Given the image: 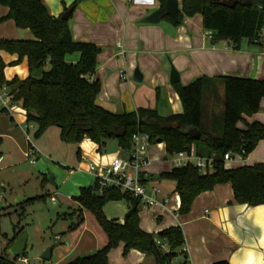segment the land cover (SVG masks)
Instances as JSON below:
<instances>
[{"label": "crops", "instance_id": "obj_1", "mask_svg": "<svg viewBox=\"0 0 264 264\" xmlns=\"http://www.w3.org/2000/svg\"><path fill=\"white\" fill-rule=\"evenodd\" d=\"M43 1L55 17L61 16L68 8L73 7L69 17L73 37L79 41L93 42L101 47L98 56L99 67L94 77L99 79L102 86L100 104L107 105L106 107L112 109L111 111L132 112L140 107L156 109L163 116L182 113L184 109L182 102L173 86L174 83L170 81V67L174 64L179 74V81L183 85L197 77H204L201 124L204 129L213 131L220 127L224 113L222 77L237 75L264 80V35L254 40L243 38L240 47L233 49L227 40L211 42L209 32L203 28L201 14L185 17L179 25L162 17L159 23L144 22L147 16L159 10L158 0ZM74 3L75 6H72ZM8 11L7 6L0 5V39H34L29 29L17 27L12 19L1 20ZM117 41L122 44V48L116 46ZM121 49L125 51L123 55ZM9 53L0 50V57L6 64L4 69L6 80L14 77L27 78L30 74L28 57L19 59L18 54ZM165 55H169V61H166ZM123 68L128 69L130 75L136 68L139 69L142 81L138 83L141 87L133 84L130 80L131 76L124 78V81L119 80L122 78L121 75L124 76ZM141 82L146 84L142 85ZM7 92V90L2 92L0 89L2 112L0 114V177L2 172L8 169L14 172V178L17 177L19 181L27 183L36 173V191H39V187H44V177L47 176L42 166L40 168L35 165L32 171L24 170L20 168L21 162L24 158L34 165L40 155L64 161L59 153H56L55 145L46 141V137L50 134L56 144V136L60 137V130L58 127H55L56 129H52L54 126L49 127L42 134L41 141L32 142L31 139L29 141L26 137L30 136L29 129L27 133L24 129V122L27 120L25 109L24 115L23 113L13 115L11 111V122L4 114L9 113L4 108V104L11 106ZM244 119L245 122L240 121L237 124L241 129L245 128L246 123L254 121L264 124V98L261 99L259 111L251 116H245ZM84 141L94 143L86 138L82 142ZM60 144L56 145L62 146ZM156 144L154 145L156 149L165 150L164 143ZM33 148L34 152L31 151ZM118 150L113 149L107 155L96 152L94 159L97 160L96 163L106 165L118 152L123 153V150ZM158 157L159 155L156 154V161ZM163 157L165 161L161 163L168 161L167 157ZM33 158H35L34 163L31 162ZM84 160L87 158L80 152L77 168L69 170V173L75 177L73 189L65 196V200L77 208L78 202L73 197L79 194L81 187L94 184L90 178L92 174L89 166ZM169 162L171 165V161ZM256 163H264V140H260L247 157L234 156L226 161L225 166L233 168ZM171 168L160 170V173ZM77 170L85 174L78 175L75 173ZM147 170L150 172L148 167ZM149 176L146 183L155 179L151 172ZM152 187L158 189V201L150 207L140 204V227L155 234L168 227L181 226L185 239L183 250L187 253L191 264H213L219 260H227L229 264H264V204L250 206L238 203L234 199L231 183H224L200 193L193 201L190 212L181 215L178 211L180 196L175 192V186L172 190H166L158 182ZM57 192L62 193L59 190ZM24 193L23 198L17 203L19 208L24 207L23 201L34 197L26 194L25 190ZM9 206L11 207L12 204ZM128 209L129 205L125 200L109 201L103 208L107 218L120 223L124 222ZM82 216V223L64 236V245L55 247L49 243L44 244L52 248L51 264H65L76 256L92 254L107 243V235L95 221L94 215L83 208ZM72 217L75 220L73 223H77V215L74 214ZM5 236L6 241L1 254L12 257L9 248L6 247L8 239L13 236V230L10 237L6 233ZM55 239L60 240L61 237L56 236ZM123 251L124 243L120 242L117 247L110 250L108 264H154L152 256H147L139 250L131 249L126 254ZM25 264L31 263L28 261Z\"/></svg>", "mask_w": 264, "mask_h": 264}, {"label": "trees", "instance_id": "obj_2", "mask_svg": "<svg viewBox=\"0 0 264 264\" xmlns=\"http://www.w3.org/2000/svg\"><path fill=\"white\" fill-rule=\"evenodd\" d=\"M158 1L161 17L174 23L165 12L167 0ZM224 1L227 0H179L178 22L174 24H181L185 17L201 14L203 28L210 33L211 42L227 40L233 49L240 47L243 38L254 40L264 35V0H237L234 6L223 5ZM0 5L9 9L1 20L12 19L17 27L27 28L34 35L31 40L0 39V50L16 53L19 58L28 57L30 72L25 79L6 80V64L0 57V87L7 88L9 100L22 101L26 121L34 124L36 137L56 126L63 142L79 144L88 138L98 145L99 152L110 140H116L121 150L129 151L137 133L148 134L153 144L162 140L170 155L194 144L198 155L214 156V169L203 173L195 165L187 164L160 173V177L174 180L175 192L180 196L178 211L181 215L190 212L200 193L224 183H231L238 203L264 204V163L227 168L223 159L227 152L233 157L241 154L245 158L260 140H264V124L260 121L246 123L244 129L237 125L245 122V116L259 111L264 98V80L237 75L222 77L224 113L220 127L213 131L204 129L201 124L204 77H197L185 85L179 81L174 83L184 108L182 113L163 116L156 109L140 107L132 112H114L98 101L101 82L94 73L100 48L95 43L76 40L69 19L53 16L43 0H0ZM37 69H43L40 77L33 74ZM189 129L199 130L200 138L188 135ZM44 180H48L47 176ZM41 198L44 195L27 201ZM73 199L78 202V208L72 214L77 215L78 221L69 228L74 229L82 223V209L85 208L106 233L107 243L96 252L76 256L65 264H108L110 250L120 242L124 243V254L131 249L139 250L152 256L154 264H175V259L177 264H191L183 250L185 239L181 226L168 227L155 234L143 230L140 201L131 194L119 189L100 192L93 184L81 187ZM116 200H125L129 205L123 223L107 218L103 210L107 202ZM23 217L21 207L7 249L23 233ZM157 240L165 244L167 250ZM18 256L0 254V264H19ZM213 264L229 262L219 260Z\"/></svg>", "mask_w": 264, "mask_h": 264}, {"label": "rangeland", "instance_id": "obj_3", "mask_svg": "<svg viewBox=\"0 0 264 264\" xmlns=\"http://www.w3.org/2000/svg\"><path fill=\"white\" fill-rule=\"evenodd\" d=\"M118 41L116 42V46ZM99 48H100V52H99L100 54L101 47ZM99 54L97 55V62H98L97 69L99 67V60H98ZM165 59L166 61H169L170 60L169 55H165ZM9 67H12V65H9ZM170 69L171 71L172 69H175L174 64H171ZM42 70L43 69H37L36 71H34L33 74L36 77H40L41 72H43ZM123 71H124L123 73L124 76L122 78H119V80L124 81L123 80L124 78L131 76L130 80L133 82V84L137 85L138 87H141V85L138 82H135L133 80L135 71L131 73V75L128 69L123 68ZM179 82L181 83V81ZM141 84L145 85L146 83L141 82ZM0 89L2 92H5L7 90L5 86L0 87ZM101 91H102V86H101ZM101 91L98 96L99 103L102 102L100 100V96L102 95ZM10 104H11L10 110L13 112V115L15 114L22 115V113L24 115V108L22 106L23 103L21 100L11 101ZM103 106L106 107L107 105L106 106L103 105ZM0 114H2L1 111ZM4 114L7 115L9 121L11 122L10 115H12V113L5 112ZM24 124H25L24 126L26 125L29 126V135H30L29 137L32 142H35L37 140L41 141L43 139L41 138V136L40 137L35 136L34 133L36 128L33 123L25 121ZM55 127L56 126H54V128L52 129H56ZM48 135L49 136L46 137V141L52 143V145L53 144L55 145L54 148H56L57 150L56 153H59V155L63 158L64 161H62L61 159H56L54 157L40 155V158L36 160L34 165L30 164V162H28L23 158V162H21L20 168L24 170L32 171L35 165L40 166V168L42 166V170H44V172L46 173L47 179L50 175L53 176L54 178L53 182L46 180L43 184L44 187L42 188L39 187V191H36V184H35V177L37 176L36 173L34 174V176L30 178V180L27 183L19 181L17 177L14 178L13 177L14 172L8 169L7 171L2 172V175L0 177V254L4 250L3 245H4V241H6V236L4 237L5 233L8 235V237H10L13 230V224H15L18 220V214L20 212V208L17 205V203L21 198H23L25 194L24 190L25 192H27L26 194H29L34 197L39 196L38 194L44 195V198H41L40 200L35 199L33 201H26L23 205L24 217L22 223L24 226V233L27 234V243H26V249L22 252V255L27 257L31 264H51L50 260H43L41 258L42 253L46 250V248H48V246H44V244L49 243L55 247L64 245L65 242L64 236L69 231H72V229H70L69 227L73 222H75V220L71 215H74L72 213L74 212V209H76L77 207L71 202L65 200L66 199L65 196L73 189V183L75 182V177L73 174L69 173V170L72 168L75 169L77 168L76 164H78V160H79V153H78L79 149L80 152H82V155L87 158V160L84 161L88 164V166L90 162L93 163L97 162V160L94 159L95 158L94 155L96 152L98 154L100 153L102 155H107L110 154V152L113 151V149L120 150L116 140L108 141L106 146L102 149V151L99 152L98 145H96L95 143L91 144L87 141L82 142V144L80 143L77 144L74 142L66 143L60 140V138H58L59 136H56V144L61 143L60 145L62 146H57L54 143L53 136H50V134ZM154 145L155 144L153 143L148 144V156L150 161L149 162L150 165L148 166V168L149 171L153 174V178L155 179L149 180V182L145 184V187L148 191H150V189H152L151 186L154 183L158 184V182H160L163 188H165L166 190H172L175 186L174 180L170 178L160 177V172H161L160 170L171 168L169 160L170 158L173 157V155L168 154L166 150L156 149L155 148L156 146ZM156 154L159 155L157 161L155 159ZM117 155H122L124 157H127L130 155V152L123 150V153L118 152ZM163 156L167 157L166 160H168L165 163H161V161H165ZM67 166H70V168H68ZM75 173H77L78 175L85 174L81 170H77ZM90 178L93 184L94 183L93 176ZM58 190L63 194L58 193L57 192ZM52 196L55 197V199L57 200L56 202L52 200ZM10 204H12L11 207L9 206ZM56 236H60L61 239L60 240L55 239ZM20 264H25V263H20Z\"/></svg>", "mask_w": 264, "mask_h": 264}, {"label": "built area", "instance_id": "obj_4", "mask_svg": "<svg viewBox=\"0 0 264 264\" xmlns=\"http://www.w3.org/2000/svg\"><path fill=\"white\" fill-rule=\"evenodd\" d=\"M117 45L122 48L120 42H118ZM124 52L125 51L121 49V54ZM121 76L123 77V75ZM4 108L11 112L10 105L4 104ZM24 129L27 133L29 126H24ZM26 137L30 141L28 135ZM86 139L90 141V139ZM133 139L132 147L129 150V156L124 157L122 155H115L106 165L104 163L90 162L89 171L94 178V184L98 187L100 192L107 189H119L138 198L141 205L150 207L158 201V189L152 187V189L148 191L145 187L146 181L150 177V172L147 170V167L150 164L148 156V144L150 143L149 135L137 133L133 136ZM31 151L34 152V148L31 149ZM236 156L242 157L241 154ZM232 158V154L227 152L223 159L226 162ZM34 161L35 158L31 159L32 163H34ZM169 161H171L172 167L193 164L203 173L211 171L215 167L214 156L203 157L198 155L194 144H191L187 150L174 154ZM52 200L56 202L55 197H52ZM157 243L167 250L165 244H162L159 240H157ZM28 261L29 259L24 255L20 254L18 256L19 263H27ZM177 262L178 260L175 259V264H177Z\"/></svg>", "mask_w": 264, "mask_h": 264}, {"label": "water", "instance_id": "obj_5", "mask_svg": "<svg viewBox=\"0 0 264 264\" xmlns=\"http://www.w3.org/2000/svg\"><path fill=\"white\" fill-rule=\"evenodd\" d=\"M237 0H227L222 2L223 5H227V6H234L236 4ZM180 10V3L179 0H167L166 1V14L170 15L173 19L174 23L178 22V13ZM73 11V7L68 8L61 16L64 19H69L71 13ZM160 18H161V13L160 10H156L154 11L152 14H150L149 16H147L144 19V22L147 23H159L160 22ZM134 80L137 82L142 81V75L140 73V71L138 69L135 70L134 73ZM253 78V77H252ZM170 81L172 83H175L177 81H179V74L175 69H172L171 71V76H170ZM187 134L192 136L194 139H199L200 138V131L197 129H189L187 131ZM158 143H161L162 140H157ZM53 176L50 175L48 177V180L50 182H53ZM26 243H27V234L26 233H22L20 234L10 245L9 247V252L13 255V256H18L20 254H22V252L25 250L26 247ZM51 251L52 248L48 247L46 248V250L42 253L41 258L43 260H50L51 258Z\"/></svg>", "mask_w": 264, "mask_h": 264}]
</instances>
